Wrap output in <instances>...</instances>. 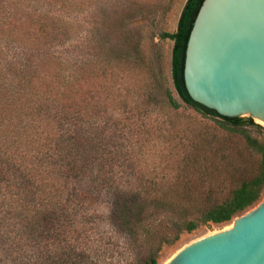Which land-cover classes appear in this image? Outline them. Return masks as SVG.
Returning a JSON list of instances; mask_svg holds the SVG:
<instances>
[{"label":"trees","instance_id":"16d2710c","mask_svg":"<svg viewBox=\"0 0 264 264\" xmlns=\"http://www.w3.org/2000/svg\"><path fill=\"white\" fill-rule=\"evenodd\" d=\"M2 1L9 2L0 0V38L24 45L29 55L39 58L37 63L31 59L35 66L45 64L50 50L40 39L58 29L67 31V25H60L55 11L42 9L38 0L30 1L34 6L29 11L20 8L15 19L7 18ZM203 1L187 0L176 31L162 34L174 42L177 96L154 74L143 40L134 39L124 27L144 14L139 1L130 0L133 8L128 12L126 7L117 9L113 31L99 35L94 46L105 55L103 68L136 70L148 82L139 87L149 91L143 104L125 116L129 122L113 121L115 137L99 119L104 115L99 103L71 106L58 102L63 93L56 94L54 104L51 83L41 70L24 66L19 74L4 72L7 63L0 49V264H158L163 244L202 224L227 223L262 199L264 126L251 116L221 115L195 101L186 87V48ZM39 20L43 22L37 26ZM27 37H32L30 42ZM112 99L125 105L117 95ZM154 107L174 112L191 108L217 120V130L191 131L188 150L171 152L170 170L162 176L156 169L151 176L137 172L135 151L120 142L128 138L124 126L132 135L140 109L147 113ZM41 109L51 118L45 126ZM136 122L142 133H152L148 122ZM121 164L126 167L122 176L115 169ZM161 214L174 216L176 233L172 239L162 237L145 255L144 242L155 239L148 222Z\"/></svg>","mask_w":264,"mask_h":264},{"label":"rangeland","instance_id":"374dc122","mask_svg":"<svg viewBox=\"0 0 264 264\" xmlns=\"http://www.w3.org/2000/svg\"><path fill=\"white\" fill-rule=\"evenodd\" d=\"M8 1H2V4H7L6 11L5 9L2 11L7 14V18L15 19V13L20 12V8L29 11L34 6L30 4V1L36 0ZM38 1L41 2L42 9L50 8L55 11L56 20L60 22V25L62 23L66 24L68 30L61 31L58 29L56 34L50 32L49 35L40 39L44 47L49 46L50 51L48 53L49 58H43V60H46L45 64L40 62L38 65L36 64L37 66L30 61L34 59L37 63L39 58H33L29 55L31 52L26 50L27 48L24 45L7 40V38H0V49L4 53L5 62L7 63L5 69L7 71L4 72L19 74L23 71L24 66L34 68V71L35 68L41 70L40 75H43L51 83L50 89L53 93L51 100L54 99V104L63 102L71 106H79L80 104L86 106L89 101L99 103L98 108L104 114L99 119L101 123L103 120L107 132L115 137L113 121L121 118L124 123L127 122L125 116L131 114L128 112L130 108H138L143 104L141 102L144 98H147V89L141 92L139 87L143 85L144 81L147 82V79L142 73L136 70L132 71L129 68H103L102 61L105 55L102 56V53L95 49L94 43H97L99 35L110 34L113 31L118 18L116 16L117 9L121 10L126 7V12H128L133 8L130 6V0ZM136 1H139L137 7L139 9L144 8L145 12L138 18H131L124 27L130 31L129 35L134 39L143 40L145 53L151 62L154 74L162 78L163 82L176 95L172 79V49L174 42L170 38H163L162 34L163 32L176 31L181 12L187 0ZM41 22L43 20H39L37 26ZM10 27H13V25H10ZM31 38L27 37L26 41L30 42ZM52 78L55 81L52 82ZM63 93V99L59 98L56 103V94L62 95ZM115 95H117L118 101H123L125 105L118 106L112 99L115 98ZM137 104H139L138 107ZM155 108H153V112L147 111V113L140 109L141 117L138 115L137 119L133 121L135 122L136 131L134 129L132 135H130L126 132L129 126H124L122 130L124 133H122L128 138L123 137L120 140V142H125L130 150L135 151V157L137 158L136 171L139 173L146 172L149 174L148 176H151V172L155 169L160 176L169 172L168 159L171 152L179 155L188 150L185 144L188 142L191 131L199 133L202 128L217 130V120L215 118L202 117L191 108L183 107L179 112H174L168 107H158L156 110ZM41 110L43 119L40 120L45 126V122L51 121V118L47 117L45 110ZM140 119L154 127L152 133H142L136 122ZM131 125L133 126V124ZM13 153H15V149H13ZM124 160L125 157L122 156L119 162L123 163ZM115 169L122 176L126 167L124 168L121 164L116 165ZM135 184L137 183L135 182ZM100 207L103 208L102 205ZM173 218L172 214H161L150 219L148 222L149 231L154 232L155 239L152 243L144 242L143 251L145 255L156 248L162 237H168L169 239L174 237L176 230L172 226ZM234 219L218 225L212 223L202 224L192 232L184 231L178 240L162 245L158 264H165L186 244L204 235L231 226Z\"/></svg>","mask_w":264,"mask_h":264},{"label":"water","instance_id":"95a60500","mask_svg":"<svg viewBox=\"0 0 264 264\" xmlns=\"http://www.w3.org/2000/svg\"><path fill=\"white\" fill-rule=\"evenodd\" d=\"M184 78L195 101L264 125V0H204ZM165 264H264V194L231 226L186 244Z\"/></svg>","mask_w":264,"mask_h":264}]
</instances>
